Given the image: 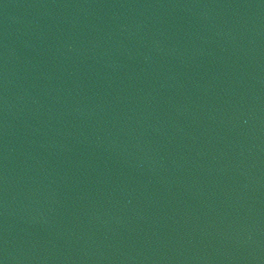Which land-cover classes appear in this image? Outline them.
Segmentation results:
<instances>
[{
  "label": "water",
  "instance_id": "1",
  "mask_svg": "<svg viewBox=\"0 0 264 264\" xmlns=\"http://www.w3.org/2000/svg\"><path fill=\"white\" fill-rule=\"evenodd\" d=\"M0 264H264V0H0Z\"/></svg>",
  "mask_w": 264,
  "mask_h": 264
}]
</instances>
